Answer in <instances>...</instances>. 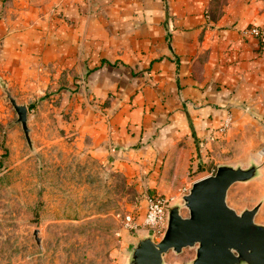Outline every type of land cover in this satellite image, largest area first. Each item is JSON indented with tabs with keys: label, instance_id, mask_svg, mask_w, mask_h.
<instances>
[{
	"label": "rangeland",
	"instance_id": "374dc122",
	"mask_svg": "<svg viewBox=\"0 0 264 264\" xmlns=\"http://www.w3.org/2000/svg\"><path fill=\"white\" fill-rule=\"evenodd\" d=\"M222 1L209 0L210 18ZM64 3L0 0V264H126L133 235L144 229L131 228L126 215L139 221L150 195L178 199L219 164L259 165L255 177L229 186L226 202L238 213L260 202L254 221L264 224V116L234 123L229 112L169 159L166 150L128 155L131 146L113 138L114 90L96 95L87 60L59 66L52 59L53 24L68 20ZM2 83L27 108L32 148ZM151 109L157 116L149 120H168ZM194 255V246L169 250L165 264Z\"/></svg>",
	"mask_w": 264,
	"mask_h": 264
},
{
	"label": "crops",
	"instance_id": "0c3cea01",
	"mask_svg": "<svg viewBox=\"0 0 264 264\" xmlns=\"http://www.w3.org/2000/svg\"><path fill=\"white\" fill-rule=\"evenodd\" d=\"M64 1L68 20L53 24L52 59L87 60L96 95L114 90L113 138L131 146L128 155L166 150L169 159L229 112L234 123L264 116V52L245 32L264 26V0H223L211 18L209 0ZM151 107L168 120H149Z\"/></svg>",
	"mask_w": 264,
	"mask_h": 264
},
{
	"label": "water",
	"instance_id": "95a60500",
	"mask_svg": "<svg viewBox=\"0 0 264 264\" xmlns=\"http://www.w3.org/2000/svg\"><path fill=\"white\" fill-rule=\"evenodd\" d=\"M2 87L32 148L27 108L4 83ZM258 168L254 162L247 167L219 164L214 173L194 180L187 192L166 205V225L159 240L151 229L133 235L126 264H165L169 250L180 252L186 246L195 247L187 264H264V224L254 221L260 202L239 213L226 202L229 186L255 177ZM183 207L188 209L185 216ZM38 232L35 229L33 234L40 244Z\"/></svg>",
	"mask_w": 264,
	"mask_h": 264
},
{
	"label": "built area",
	"instance_id": "2783aa9c",
	"mask_svg": "<svg viewBox=\"0 0 264 264\" xmlns=\"http://www.w3.org/2000/svg\"><path fill=\"white\" fill-rule=\"evenodd\" d=\"M249 31L260 39V46L264 49V28L252 25ZM168 198L159 194L150 195L145 203V209L139 221H133L131 216L126 215L127 223L131 228L151 229L154 237L160 238L166 225V205Z\"/></svg>",
	"mask_w": 264,
	"mask_h": 264
}]
</instances>
